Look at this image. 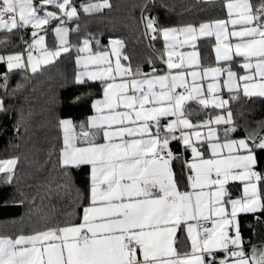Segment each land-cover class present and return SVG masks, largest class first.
Instances as JSON below:
<instances>
[{
    "label": "snow or ice",
    "instance_id": "1",
    "mask_svg": "<svg viewBox=\"0 0 264 264\" xmlns=\"http://www.w3.org/2000/svg\"><path fill=\"white\" fill-rule=\"evenodd\" d=\"M153 5L154 0L141 5L144 35L151 40L162 36L166 42V59H161L167 74H158L155 67L150 73L139 66L134 69L129 57L122 55L121 39H110V50L94 52L93 43L99 47L100 42L89 36L77 48L85 54L77 57L84 70L75 75L74 83L103 82V99L94 101V115L79 125L70 119L60 121L65 134L61 166L91 168L81 222L47 226L15 238L0 236V264H264V244L246 240L239 219L241 214L264 212V156L259 155L264 153V134H260L264 121L258 122V131L248 132L245 127L243 138H233L241 125L230 106L241 94L264 98V0L257 4L228 0L229 20L182 28L164 27L145 15ZM111 8L110 0L79 4L75 0H0V44L31 28L30 42L18 37L26 51L0 54V63L6 64L8 72L30 66L35 73L72 50L69 33L78 32L79 24L73 29L68 22L78 20L81 12ZM49 30L56 40L52 48L46 42ZM213 34L217 60L243 57L244 75L231 67L204 68L197 51H176L177 45L195 49L198 37ZM189 66L201 70L187 72ZM205 78L210 81L206 86ZM0 81V88L7 91L8 73L0 74ZM222 87L231 94L228 99L220 95ZM189 101L203 107L211 103L224 114L194 124L188 119ZM8 110L0 98V113ZM77 140L84 146H77ZM173 141L190 150L191 159L183 151H174ZM205 146L211 158L205 157ZM18 159L0 160V186L13 184ZM174 161L183 163L191 191L179 189ZM232 181L243 183L239 198L229 191ZM181 226L191 240V252L183 256L174 247Z\"/></svg>",
    "mask_w": 264,
    "mask_h": 264
},
{
    "label": "trees",
    "instance_id": "2",
    "mask_svg": "<svg viewBox=\"0 0 264 264\" xmlns=\"http://www.w3.org/2000/svg\"><path fill=\"white\" fill-rule=\"evenodd\" d=\"M110 2L111 9L91 14L81 12L78 20L68 22L67 26L73 29L79 24L78 32L69 33L72 50L35 73L29 67L8 72L6 64L0 63V74L8 73L7 91L0 88V98L9 106L7 113H0V160L19 158L13 184L0 186V236L15 238L34 234L47 226L81 221L83 207L88 204L90 168L88 165L68 169L61 166L64 134L60 121L85 119L92 113L93 101L103 95V82L74 83L79 70L76 59L81 54L77 48L82 47L83 39L94 36L99 40V47L93 43L95 49L110 39H121L125 44L123 54L129 57L134 69L139 66L149 72L155 67L163 71L161 62L147 44L148 39L158 52L163 44L162 36L151 40L144 35L141 5L147 0ZM252 2L257 4L259 0ZM144 14L155 17L164 27H183L223 19L226 12L223 0H154V5ZM30 32L28 28L12 35L7 44H0V54L25 52L26 45L18 37L23 36L30 42ZM46 39L50 48L56 44L51 30ZM197 47L203 65L216 64L212 37L199 39ZM230 63L235 67L237 61L233 59ZM230 106L241 125L233 137H244L245 127L248 132L259 130L258 122L264 121V98L249 99L241 94ZM186 107L191 110L189 118L195 122L223 113L214 107H203L197 101H189ZM177 179L179 183L186 180L183 164L177 171ZM2 180L3 174H0ZM228 188L233 198L242 196L241 184H229ZM239 219L243 237L252 245L264 244V212L241 214Z\"/></svg>",
    "mask_w": 264,
    "mask_h": 264
},
{
    "label": "crops",
    "instance_id": "3",
    "mask_svg": "<svg viewBox=\"0 0 264 264\" xmlns=\"http://www.w3.org/2000/svg\"><path fill=\"white\" fill-rule=\"evenodd\" d=\"M224 1V5H225V12H226V15H225V17L223 18V20H229V16H228V13H227V8H226V4H227V2H228V0H223ZM207 23H210V22H207ZM183 27H185V26H183ZM175 28V27H174ZM179 28H182V27H179ZM232 30H234L233 29V27L231 26V24H229V26H228V31L229 32H231ZM235 30H239V26H237L236 27V29ZM205 37H212L213 38V41H214V48H213V54H214V59H215V61H216V64H213V65H211V64H205V65H203V63H202V57H201V52H198L199 51V49H198V47H197V44H198V42H199V39H201V38H205ZM113 39H116V38H113ZM162 39H163V37H162ZM183 39V37L182 36H180V37H178V40H182ZM229 41L230 42H232V43H235L236 41H235V38H232V37H229ZM217 39H216V36L213 34V35H211V36H201V37H198V39L196 40V42H195V44H196V47H195V49H193L192 47H190L189 45H184L183 47H179V46H177L176 47V51L177 52H184V53H187V52H191V51H197L198 53H199V60H200V65H202L204 68H207V67H231L232 68V70L233 71H235V72H237L238 73V75H244L245 73H246V70L245 69H243V67H242V65H243V63H245V60H244V58L243 57H239V56H234L233 57V59H235L236 61H237V63L235 64V67L234 66H232V64L230 63L231 61H229V62H225V61H218L217 60V57H216V45H217ZM124 47H125V44H124ZM124 47H123V49L121 50L122 51V55H124L123 54V50H124ZM186 48H188L187 50H186ZM104 50H110V45H109V42L107 43V44H105L103 47H101V48H99V49H95V46L93 45V51L94 52H97V51H104ZM159 54L161 55V56H163L164 58H166V42L164 41V39H163V44H162V47L159 49ZM80 55H85L84 53H81ZM111 59L113 60V62H114V60H115V55L113 54L112 56H111ZM77 60V59H76ZM174 61H176V62H178L177 61V59H174ZM121 63L122 64H125L126 65V62L124 61V60H121ZM77 64V63H76ZM77 66H78V68H79V70H78V72H80V71H83L84 69H82L81 68V66L79 65V64H77ZM30 68V67H29ZM88 70H95L94 68H92V67H90ZM187 72H191V71H200L201 69L199 68V67H196V66H189V67H187L186 69H185ZM77 72V73H78ZM151 71H149V73H150ZM157 73L158 74H160V75H165V73L163 72V71H157ZM223 77L221 78V83H222V81H223ZM88 81H91V80H88ZM97 81H99V80H97ZM99 82H102V81H99ZM117 82H119V78L117 79ZM208 82H210L209 80H208V78H205V81H204V83H205V86H206V84L208 83ZM220 95L224 98V99H228L229 98V95H231L229 92H228V90H227V88L226 87H222V90H221V92H220ZM206 98H208L209 100H211V96H209L207 93H206ZM97 99H103V95L101 96V97H99V98H97ZM97 99H95V100H97ZM94 100V101H95ZM94 101H93V103H94ZM230 103H231V101H230ZM207 107H213L212 105H211V103L207 106ZM95 114V109L93 108V104H92V113L90 114V115H88L85 119H83V120H79V121H74V120H72L73 121V123L75 124V125H79L81 122H86L87 120H88V118L89 117H91L92 115H94ZM222 114H224V113H221V114H218V115H222ZM215 116H213V117H211V118H214ZM210 118V117H209ZM188 119H190L189 118V116H188ZM71 120V119H70ZM191 120V119H190ZM192 121V120H191ZM194 124H196V123H201V122H195V121H192ZM203 122V121H202ZM62 130H63V127H62ZM203 129H201V132L203 133ZM76 132L77 133H79L80 132V129H79V127H77L76 128ZM63 134H64V130H63ZM177 134H179V133H177ZM65 135V134H64ZM233 138H243V137H233ZM97 142H99V143H103L104 141L102 140V139H99ZM76 143H77V146H84L83 144H81L80 143V141L79 140H77L76 141ZM172 148H173V150L174 151H177V152H180V151H182V147H181V143L180 142H177V141H173V143H172ZM64 147H65V145H64ZM206 147L207 146H205V148L204 149H202V150H204L205 151V157L206 158H211V152H210V150H206ZM62 151H63V149H62ZM62 153V152H61ZM185 156H186V158H188V159H191V152H190V150H186V154H185ZM181 164H183L182 162H179V161H174V163H173V168H174V171L177 173V171L179 170V168H180V166H181ZM89 168H90V166H89ZM184 172H185V176H186V180L184 181V182H182V183H179L178 182V187H179V189L181 190V191H191V188L189 187V181H188V179H187V172H186V169L184 168ZM90 176H91V168H90ZM241 184V187H242V195H243V183L241 182V181H232V182H230V184ZM241 197V196H240ZM236 198H239V197H236ZM82 214H83V212H82ZM82 217V216H81ZM81 222V221H80ZM80 222H78V223H80ZM176 243L174 244V247L176 248V250H177V252L181 255V256H183L185 253H190L191 252V240H190V238L188 237V235H187V233H186V230L184 229V226H181V229H179L178 231H177V233H176Z\"/></svg>",
    "mask_w": 264,
    "mask_h": 264
},
{
    "label": "built area",
    "instance_id": "4",
    "mask_svg": "<svg viewBox=\"0 0 264 264\" xmlns=\"http://www.w3.org/2000/svg\"><path fill=\"white\" fill-rule=\"evenodd\" d=\"M146 39H147V37H146ZM147 44H148V46H149V49H150V51H151V53L161 62V64H162V67H163V72L165 73V74H167L168 73V68H167V64L166 63H164V60H162L161 59V55L157 52V50H156V47L154 46V45H152V44H150L149 43V41H148V39H147ZM35 54V53H34ZM166 59V58H165ZM173 59H177L176 57H173ZM149 61L150 62H152V59H149ZM182 151H183V154H184V156H185V154H186V150H184V149H182ZM186 157V156H185ZM247 247V246H246Z\"/></svg>",
    "mask_w": 264,
    "mask_h": 264
},
{
    "label": "rangeland",
    "instance_id": "5",
    "mask_svg": "<svg viewBox=\"0 0 264 264\" xmlns=\"http://www.w3.org/2000/svg\"><path fill=\"white\" fill-rule=\"evenodd\" d=\"M49 10H54V9H49ZM55 27V26H54ZM175 28H179V27H175ZM41 34V33H40ZM41 35H43V34H41ZM46 42H47V39H46ZM177 46H179V45H177ZM180 47V46H179ZM188 48H186V50H187ZM198 52H200V50L198 51ZM56 59V58H55ZM54 61V60H53ZM76 63H77V60H76ZM78 64V63H77ZM30 67V66H29ZM9 159H11V158H9ZM5 160H7V159H5Z\"/></svg>",
    "mask_w": 264,
    "mask_h": 264
}]
</instances>
